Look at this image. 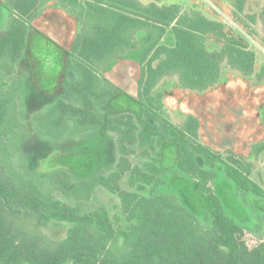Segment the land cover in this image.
<instances>
[{"label": "trees", "instance_id": "obj_1", "mask_svg": "<svg viewBox=\"0 0 264 264\" xmlns=\"http://www.w3.org/2000/svg\"><path fill=\"white\" fill-rule=\"evenodd\" d=\"M51 1L81 21V31L65 45L34 25L39 10ZM211 2L215 7L208 5L207 16L204 7V12L182 11L176 4L143 5L138 0H9L10 19L0 31V72L7 71V77L14 71L32 32L49 44L69 46L63 47L70 57L65 68L73 69L77 77L67 88L78 103L54 100L47 114L37 118L38 123L52 136L95 129L106 138L103 131H112L117 136V158L103 169L100 161L95 172L78 179L63 169L35 174L50 179L48 188L39 186L11 161L6 138L20 126L17 87L5 86L1 79L0 264H264V237L253 236L236 223L214 190V180L222 171L239 193L264 195L263 188L250 178L253 163L249 160L264 151V139L247 133L240 143L231 131L221 130V139L230 142L224 144L219 137V145L225 147L214 150L199 142V121L194 115L187 114L182 125L175 126L157 113L167 95L201 94L218 83L232 88L229 75L221 80L225 66L237 71L243 81L264 85V63L255 70V52L241 33L247 29L237 19L246 14V0H224L227 12L218 7L217 0ZM256 16L264 25V6L246 18L253 23ZM141 40L144 47L131 58L140 66L137 92L131 94L103 77L100 67L109 68L111 59L138 48ZM171 75L178 80L176 87L156 92L161 79ZM113 97H119L123 111L99 110ZM45 103H31L30 108ZM229 107L225 112L231 116ZM259 107L263 105H256L251 113L252 124ZM125 111L130 112L128 116L120 115ZM147 127L161 132L168 143L177 139L169 150L172 161L176 160L173 166L205 194L208 212L203 221L179 196L158 191L163 181L149 163L161 160L164 145L160 144L157 158L150 156L157 135H150L149 144L141 145L140 132ZM133 145L145 154L141 164L131 163ZM105 155L102 150V160ZM97 187L115 194L118 202L111 207L89 204ZM50 221L70 223L64 237L51 239L43 232Z\"/></svg>", "mask_w": 264, "mask_h": 264}, {"label": "rangeland", "instance_id": "obj_2", "mask_svg": "<svg viewBox=\"0 0 264 264\" xmlns=\"http://www.w3.org/2000/svg\"><path fill=\"white\" fill-rule=\"evenodd\" d=\"M139 1L143 3L145 2V4L148 2H154L158 6L176 4L181 7L182 11L197 10L204 12V10H206L207 16H209L208 12L210 10L208 5L213 8L215 7L211 0ZM217 1L220 2L218 7H223V10L227 12L228 9L226 10L227 5L223 2L224 0ZM263 6L264 0H246V14L237 15L238 22L245 29H247L246 33L243 31H241V33H243V35L249 40V46L256 55L255 70H257L260 65L264 63V25L259 22V19L257 20L258 16H256L255 22L249 23L246 15L258 13ZM9 18L10 10L8 0H0V30L7 27ZM230 24L234 28H237L234 22L230 21ZM143 34L145 33H139V36L143 37ZM29 39L30 40L25 52L14 63V71H12L7 77L5 76L7 74L5 72L7 71L0 72V80L5 79V86L15 85L17 87V116L20 121V126H18L13 133L7 136L6 141L11 152V161L13 165L26 177L33 179L39 186L46 189L50 184L48 176L39 175L38 177L35 175L34 170L30 168V165L36 159L33 151L28 152L24 148L28 140H30V143L34 146H37L38 144L33 143L31 138H34L36 141L42 140L44 148H42L41 145L38 146L41 151H43L45 147L51 148L49 158L52 159V166H48L43 171H48V169L51 171L63 169L67 171L73 179L88 177L95 172L97 165L103 158L101 150L102 145L107 142V149H111L109 147L110 141L112 140L113 143L115 142L110 135L103 138L101 134L91 131L81 133H79L80 131H69L65 132L61 136H52V134H48L47 131H45L38 123L37 118L39 117L32 118L31 115H46L48 112L47 109L49 107L51 108V105L54 103V99H51L49 100V103L44 104L45 109L43 108L41 110L40 107H38L33 110V114H28L30 104L26 101L27 95L30 91V85L36 86L39 84L46 88H52L55 80H57L56 77L60 74L61 70H64L63 73H65V77L68 80H73L76 77L73 69L65 68L69 64V56L64 60V65L61 66L62 61L60 60L62 56V49L60 47L47 43L46 38L36 32H32ZM143 47L144 42L141 40L138 48L126 51L123 56L127 59L125 58L118 61L117 63L119 66H115L114 73L110 74V79L113 80L115 84H118L121 88L127 90L131 94H136L137 80L140 76V66L131 58H135V56L139 54V50H142ZM113 63L114 60H111L107 63V66H111ZM122 67L127 70V75L120 73ZM222 74L221 80L226 78L225 75H229L232 78V88H226L224 84L218 83L209 91L201 92V94L192 96V100L194 102L193 104H195L196 108L206 109L208 106L211 110H213L212 112L215 113L207 118V121L212 129H205L206 132L205 135H202V140L206 141L207 144L211 146V143L209 142H212L216 138L219 140V137L221 139L223 135L221 130H225L227 133L231 131L233 135L237 136L239 142L243 143L245 141V137L248 136L247 133H249L248 118L243 123H240V128H238L235 125L237 123V118H233L230 115H224L225 126H220V129H218L216 113H226L225 109L227 106H232L229 107L231 112H234L238 107H240L242 110L254 113V111H256V105H263V108L259 107L258 113L259 111L260 113L259 115L257 114L256 139H264V85L260 84L258 86H254L251 80L243 81L237 71L229 68L228 66L223 67ZM177 84L178 80L176 79V76L171 75L170 77L161 79L160 83L154 90L156 92H164V90L176 87ZM62 88L64 90V94L61 98L63 100H70L67 101L70 104L77 105V99L74 96V98L72 97L69 90L66 89L65 84H63ZM250 96H254L252 100H250ZM170 103L172 104L173 102ZM241 104L244 106H237ZM254 104L255 106L251 107V105ZM247 106L248 108H246ZM98 108L102 111L114 110L118 113L119 110L123 111L121 109L123 108V104L119 101V97H113ZM168 108H170V105L168 104V106H166L164 104L162 109L165 110ZM129 113L130 112H126L125 114L127 115ZM31 125L35 130L29 128ZM218 130L220 131V134H216V136L211 134L217 132ZM152 134H154V136L157 135V133H153L148 127L143 129V131L140 132L141 145L149 144V137ZM160 137L161 136L158 134V138L162 140V137ZM252 139L254 140V137H252ZM152 141L154 149L162 147V145H160L162 143L158 142L156 138L154 140L152 139ZM221 142L225 144L230 141L228 138H222ZM217 145L218 144H214V150L219 149ZM171 146L172 145L168 144L167 146L162 147L163 151L161 152L163 156L161 160L153 161L151 159L149 163V165L151 164L153 170L160 174L161 180L163 181V183L159 186L158 191L179 196V198L183 200V202L187 204V206L197 215L198 219L203 221L208 212V204L205 194L197 188L195 181L192 178L173 166L174 162L172 161V156L169 151ZM130 147L133 151V154L129 157L131 163L133 165L139 164V160L143 159L145 156V154H142L143 150L135 147V145ZM112 152L115 155L116 146L112 149ZM221 155L225 158V153H222ZM249 160L253 163L250 178L264 190V151L258 156H251ZM65 163H69L71 165V171L64 168ZM214 190L222 198L226 213H228V215L232 217L236 223L253 236L264 237V195H258L251 192L239 193V191H236V187L233 182L228 180L222 171L218 173L216 179L214 180ZM101 194L102 193H99V190L95 191V194L90 201L92 206H97L99 203H105L111 207L113 206V203H116V200L113 202L111 199H106L105 201ZM69 225L70 223L68 222L50 221L42 228V230L49 238L60 239L66 234V230Z\"/></svg>", "mask_w": 264, "mask_h": 264}, {"label": "crops", "instance_id": "obj_3", "mask_svg": "<svg viewBox=\"0 0 264 264\" xmlns=\"http://www.w3.org/2000/svg\"><path fill=\"white\" fill-rule=\"evenodd\" d=\"M8 4H9V0H8ZM52 13V14H51ZM54 15L55 17L52 18V20L54 19V21L49 24V27L51 28L50 31H55L56 33L52 34L50 37H55L57 39H66V41H64V43H67V40L74 37V35L76 34V30L78 29V27L76 26V23L74 21V18L71 17H67L68 12L63 9L56 1H51L48 2L46 4L45 7L41 8L37 14V18L34 20L35 23L34 25H36L39 29H41L43 31V29L45 27H47V21H44V16L45 15ZM10 19V18H9ZM4 30V29H3ZM2 31V30H0ZM62 41V40H61ZM66 49H69V46L65 47ZM62 49V48H61ZM67 58V54L64 52V49H62V56H61V66L64 65V60ZM122 59L118 60L121 61ZM117 61V62H118ZM116 62V64L112 67L111 70L109 71H105V67L101 66L100 67V73L103 75V77H105L108 81H110L111 83H113L114 81L110 79V74L114 73L115 71V66L118 67L119 64ZM105 68V69H104ZM67 70V69H65ZM64 70L60 71V74L56 77L57 80H55L54 85L52 86V88H46L42 85L37 84L36 86H31L30 85V91L27 95V103L31 104V103H45L46 100H63L61 98V96H63L64 94V90L62 88L63 84L66 85V89L67 85L70 81L73 80H68L65 77V73H63ZM75 73V72H74ZM121 74L123 75H127V70L124 69L123 67L121 68L120 71ZM76 74V73H75ZM77 77V75H76ZM75 77V78H76ZM117 86H119L118 84H116ZM120 87V86H119ZM172 89V88H171ZM169 89V91L171 90ZM168 91V90H164ZM70 92V91H69ZM71 94V93H70ZM72 95V94H71ZM192 96L193 95H185V96H172L169 95L165 98L164 103L166 106H168L167 104L170 105V108L162 110L161 115L166 119L170 120L172 123L176 124V125H182V123L184 122L187 114H192L195 117H197L198 121H199V139L201 138V134L205 135V129L209 128L212 129V127L209 125L207 118L212 115L215 114L214 112H212L213 110H211L210 107H206V109H198L196 108L195 104H193V100H192ZM73 97V95H72ZM188 97V98H186ZM74 98V97H73ZM190 99V101H189ZM65 102L70 101V100H63ZM170 102H173L172 104ZM68 103V102H67ZM45 109V105H41L40 109ZM36 108H33L31 106V108L29 107L28 111H33ZM242 109V108H240ZM237 109L234 112L231 113V116L233 118H237V123L235 124L238 128H240V123H243L247 118H248V132L251 134H255L257 133V116L255 115V120L252 124L251 122V117H253L251 115L250 112L246 111V110H240ZM28 112V114H29ZM43 112V111H42ZM34 113V111L32 112ZM230 113V112H228ZM248 114V115H247ZM224 115L226 116V113H221L219 114L216 113V118H217V128L220 129V126H225V119H224ZM32 118H37L41 115L39 114H33L31 115ZM253 125V127L251 126ZM29 128H32V130H35L34 127L31 125ZM253 129V130H252ZM85 131H91V132H95V133H101L100 130H95V129H90V130H85ZM85 131H80L81 132H85ZM104 133H107V136L110 135L112 136L113 140L115 143H113V141H110V145L109 147L111 149H107L106 144H108L107 142L104 143V145L102 146V150L105 151V157L104 160H101V163L103 166V168H106L110 163L114 162V160L117 158V153H115V155L112 152V149L115 148L116 146V140L117 137L116 135L112 132V131H103ZM219 131L211 133L213 135L216 136V134H218ZM161 136V135H160ZM161 138V137H160ZM31 140L33 141V143L38 144L37 146L32 145V143H30V140L27 141V144L25 145V150L28 152L33 151L35 154V161L30 165V168L33 170V168L35 167L36 170H34L35 174H47L49 172H51V170L48 169V171H43L44 169H46L48 166H52L51 161L52 159L49 158V152L51 151V148L49 147H45V149L43 151L40 150V148L38 147L39 145H41L42 148H44V143L42 140L40 141H36L34 138H31ZM157 141L164 144V140H160L159 138H157ZM200 141L202 142V140L200 139ZM205 143V142H204ZM211 144H218L217 146L219 147V140H217V138L215 140H213L212 142H209ZM159 144V143H158ZM168 144L172 145L171 142H169ZM32 145V146H31ZM225 146H222V148H224ZM246 147V146H245ZM42 163V164H41ZM64 168L71 171L70 166L65 163L64 164ZM109 171V170H108ZM107 171V172H108ZM106 172V173H107ZM125 181H122V183H124ZM141 187V186H140ZM99 190V193H102L101 195L104 197L105 201L106 199H111L113 200V202L116 203L118 202V199L116 197L115 194H112L110 192H108L107 190L101 188V187H97L96 191ZM99 203V202H98ZM91 204V203H89ZM105 203H99L98 205H101Z\"/></svg>", "mask_w": 264, "mask_h": 264}, {"label": "flooded vegetation", "instance_id": "obj_4", "mask_svg": "<svg viewBox=\"0 0 264 264\" xmlns=\"http://www.w3.org/2000/svg\"><path fill=\"white\" fill-rule=\"evenodd\" d=\"M139 1V0H138ZM141 4H143V5H145V2L143 3V2H141V1H139ZM58 4H59V2H57ZM148 3H150V2H148ZM52 14V13H51ZM51 16H53V17H55L54 15H51ZM50 16V14L49 15H45L44 17V21H42V22H45V21H47V27H45L44 29H43V32L45 33V34H47L48 36H51L52 34H54V33H56L55 31H50L51 30V28L49 27V24H50V22L52 23L53 21H54V19L52 20V18L53 17H51ZM67 17H71V18H74V21H75V23H76V26L78 27V29L76 30V34L78 33V32H80L81 31V24H80V22L81 21H78V20H76V17H75V15L74 16H71V14H67ZM37 18V17H36ZM75 34V35H76ZM51 38H53V37H51ZM54 40H56L57 42H59V44L60 43H62V44H64L65 45V43H64V39H57V38H53ZM62 40V41H61ZM64 48H65V46H63ZM63 47H62V49H63ZM61 48V47H60ZM127 51V50H126ZM126 51H124V52H126ZM126 57H124V56H119V57H117V58H113V59H111V60H114V63L111 65V66H109V68H106L105 69V71H109V70H111L112 69V67L116 64V62L118 61V60H120V59H125ZM127 59V58H126ZM137 63V62H136ZM138 64V63H137ZM111 83V82H110ZM112 84H114V85H116L114 82L112 83ZM117 86V85H116ZM113 87H111V89H112ZM167 96H169V95H167ZM166 96V97H167ZM165 97V98H166ZM127 102V101H126ZM78 103V102H77ZM128 103V102H127ZM163 110V109H162ZM162 110H160V111H158L157 113H159L160 115H161V112H162ZM126 112H128V111H125V112H120V115H122V116H128V114L126 115L125 113ZM118 115V114H117ZM167 119V118H166ZM168 120V119H167ZM170 123H172L170 120H168ZM173 125H175V126H178V125H176V124H174V123H172ZM157 127H158V129H160L159 128V122H157ZM199 128V127H198ZM199 130V129H198ZM198 130H197V132H198ZM114 133V132H113ZM161 132H159L158 130H157V138H158V134L159 135H161L160 134ZM115 134V133H114ZM202 135L203 134H201V137H202ZM117 137V136H116ZM201 140H202V138H200ZM200 139H199V133H198V140H199V142H201L200 141ZM163 140V139H162ZM205 142V143H204ZM202 144H207V142L206 141H204V140H202V142H201ZM171 144H173V145H177V139L176 140H174V141H171ZM164 146H167L168 145V142H164V144H163ZM162 145V146H163ZM213 146H214V144H211V149H213ZM220 147V146H219ZM159 148L157 147V148H155V150H150V156L152 155V157L153 158H157L158 157V155H159ZM141 161L142 160H139V164H141ZM153 161H154V159H153ZM156 161V160H155ZM175 159H174V163H175Z\"/></svg>", "mask_w": 264, "mask_h": 264}]
</instances>
